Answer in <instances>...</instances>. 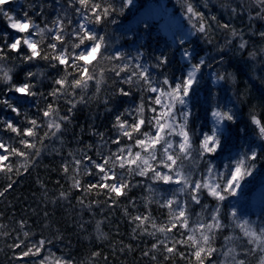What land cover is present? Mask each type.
<instances>
[{"label":"snow or ice","instance_id":"6c2138e0","mask_svg":"<svg viewBox=\"0 0 264 264\" xmlns=\"http://www.w3.org/2000/svg\"><path fill=\"white\" fill-rule=\"evenodd\" d=\"M14 2L0 0V19L8 29L0 32V110L5 113L0 115V133L10 134L7 140L0 135V174L7 181L0 197L13 189L12 175L20 176L21 169L27 173L47 150L46 142L63 146L62 126L71 121L77 104L86 101L84 95L77 100L76 93L87 89L90 82L100 92L96 65L105 59L113 63L111 72L120 86L104 103L116 104L119 97L131 96L132 92L125 91L123 85L141 93L140 103L123 111L118 107L108 109L116 113L112 123L114 139L105 140L104 133L94 132L100 143L89 144L79 158L69 151L71 159H65L61 165L70 181L69 190L61 189L53 197V204L80 190L83 195L77 197V203L91 212L93 205L100 202L92 200L85 204V195H104L105 202L111 201V208L119 205L122 198L128 199L133 188H144L149 193L144 198L146 206L155 201L160 208L167 209L168 216L159 223L150 207L135 215L127 205L123 207V215L129 217L133 226V239L138 234L155 241L141 252L142 256L156 261V253L163 249L165 260L177 255L190 264H249L248 257L259 252L257 264H264V118L250 109L246 120L232 96L221 102L219 94L213 91V87L223 88L222 81H235L233 73L220 71L226 63L225 49L235 48L242 53L249 46L243 28L235 26L237 17L247 14L248 34L264 41V0H238L239 10L231 0H225L220 5L225 10L224 22L215 14L205 16L198 10L200 5L191 0L180 4L182 19L168 16L164 5L157 6L162 13L153 14L146 10L150 6L144 0H119L118 4L117 0H54L55 16L51 21L46 11L53 9L52 0H35L23 12L12 7ZM203 6L208 7V0ZM36 17H40V22ZM254 21L261 22L259 29ZM213 24L228 36L220 49L200 54L193 39L197 34L209 37ZM101 27L104 31H100ZM161 30L167 32L168 38L160 53L152 57L154 62H145V38L153 33L159 35ZM121 39L128 42L129 49H135L134 54L123 50V45L114 46ZM260 51L264 53V47ZM170 54H178L183 62L179 75L171 78L164 72ZM248 55L255 58L256 52L250 51ZM16 60L20 61L23 79L19 78ZM41 61L57 73L50 78L52 89L47 95L38 91L46 73L31 70ZM255 78L260 80L259 99L264 104V76ZM48 97L52 102L42 108L40 98L47 101ZM61 97L68 105L63 115L58 106ZM201 108L206 114L211 108V119L193 128L191 122ZM32 109L35 114L30 116ZM9 112L13 115H7ZM17 141L21 147L14 146ZM93 151L95 157L88 154ZM13 159L17 161L15 165L11 163ZM82 172L95 176L96 182L85 186L80 178ZM257 175L261 177L258 182ZM257 186L259 207L253 212L250 200ZM128 204L134 211L137 209L135 198L129 199ZM195 207L200 212L193 213ZM44 215L47 217L48 213ZM89 223L82 221L77 227L87 231L85 225ZM18 224L23 238L17 233L8 245L12 251L10 259L14 264H27L29 260L33 264L37 260L39 264H48L49 257L54 256L53 240L41 237L33 241L34 233L24 231L26 221L22 219ZM102 224L103 221H96L94 229L95 239L101 243L107 239ZM6 227L0 224V235L5 238L11 235L3 231ZM225 231L229 235L223 237V244L217 248V237ZM57 232L55 239L62 240ZM238 240H245L247 245H239V251L235 243ZM120 244V253L133 250L131 244ZM46 245L49 255L40 259ZM116 251L113 244V254ZM102 256L108 264L101 250L92 251L87 264H97ZM54 264L74 262L61 256Z\"/></svg>","mask_w":264,"mask_h":264},{"label":"trees","instance_id":"16d2710c","mask_svg":"<svg viewBox=\"0 0 264 264\" xmlns=\"http://www.w3.org/2000/svg\"><path fill=\"white\" fill-rule=\"evenodd\" d=\"M159 0H154V2ZM35 0H15L12 7L19 8L21 12L27 9L28 5L34 3ZM53 2V9L47 10L46 15L48 20L51 21L55 16V3ZM119 0H117L118 4ZM184 0H167L169 6H172L176 13H181L180 4ZM193 3H198L200 7L199 11L205 13V16L215 14L224 22L226 19L225 10L220 7L225 0H208V7L205 8V0H191ZM231 2L238 8V0H231ZM145 3V1H144ZM247 8V3L245 4ZM182 14V13H181ZM230 14V9H229ZM29 15H32L30 12ZM37 22H40V17H36ZM187 24V21H184ZM235 26L240 29L243 28L245 32V39L249 41V46L247 50L242 53L236 51L235 48L229 51L225 49L227 55L225 57L226 63L220 68V71L231 72L235 76V81H222L223 88L213 87V91L217 92L220 96L221 102H223L226 97L230 94L234 95L237 105L242 109V113L245 119H248L249 110H254L258 115L264 118V104H261L259 99V89L261 87L260 80L255 77L264 76V53L260 51L261 47H264V41H261L258 37H253L248 34V21L247 14L242 17H237L234 21ZM257 29L260 28L261 22L254 21ZM43 26V25H42ZM114 27V26H113ZM8 30L6 28L5 22L0 19V32ZM111 30V29H109ZM10 31V30H9ZM100 31H104L101 27ZM118 31V30H117ZM228 33L216 29L213 24L212 32L209 37L204 38L199 34L195 35L193 39V46L196 51L200 54L204 52H211L213 50L220 49L224 44V41ZM167 37L160 31L159 35L153 33L151 36L145 38L146 44L143 49L145 52L144 61L154 62L152 57L160 53L161 48L164 46ZM211 40V44L208 43ZM238 42V41H237ZM128 42L121 39L115 47L119 48L123 45V50L130 51L133 54L135 49H129L127 46ZM167 51V48H164ZM250 51L256 52L255 58H250L248 53ZM9 65L12 63V57L10 56ZM17 65V71L19 72V78L23 79V71H20V61H15ZM95 64V62H93ZM183 62L180 60L178 54H170V63L167 68L164 69L165 74L169 75L171 78L174 75H179L181 64ZM114 67L113 63L105 59H100V63L96 65V76L97 79L101 80V90L99 93L96 91V86L94 82L89 83V87L85 90L78 91L76 93V99L78 100L81 95H84L86 101L83 103H78L76 108L73 110L72 119L69 123L63 125V146L58 142H46L48 143V148L41 157L30 166L27 173L23 172L17 176L12 175L11 179L15 181L14 187L5 196L0 197V224H4L7 227L3 231L10 232L7 238L0 235V264H14L10 259L12 256V251L9 249L8 245L13 242V238L20 234L23 238V233L20 232L18 221H26L27 227L24 231H29L34 233L32 236L33 241H38L41 237L45 239H52L53 244L51 246V252L54 256H50L48 264H54L57 257H65L66 259L73 260L74 264H87L92 251L101 250L103 255L107 256L108 264H190L188 260L181 259L177 255H174L171 260L164 259V251L161 249L156 253L157 260L152 261L149 257H144L141 252L150 247L155 241L148 236H139L133 239L132 236V225L129 224V217L123 215V207L128 206L129 212L133 215L138 211L139 213H145L147 208L150 207L152 210V215L155 217L157 222L163 223L166 221L168 212L166 208H160L159 205L153 201L150 205L146 206L145 197L149 193L140 187H135L128 194V199H121L119 205L109 208L111 201H106L104 195L96 196L95 192L90 196H84L85 204L92 200H98L99 205H93L91 212L87 208H83L77 203V197L82 196L80 190L72 191L70 197L66 200H57L53 204V197H57L61 189L68 191L70 181L65 177L61 170V165L65 159H71L68 155L69 151L73 152L77 158H79L81 150L87 151L89 144L96 145L100 143L99 135H93V133H104V139L108 140L109 137L115 138L112 130V123L114 121L115 112H110L108 109L117 108L119 111H123L125 108L135 107L140 103L141 93L137 91L134 87L129 89L127 85H123L125 91H131L132 95L128 97H119L116 104H105L104 101L108 97H112L116 88L120 85L116 84L114 76L111 69ZM215 67V66H214ZM38 69L43 70L46 76L43 80V86L38 88V91H43L45 95L52 89L51 77L57 75L56 72L48 69L46 64L41 61L38 64H34L32 71H37ZM101 69L104 70L103 75L101 74ZM155 74V73H154ZM211 86V82H210ZM146 95V94H145ZM204 93H201L203 97ZM52 102V98L48 97L47 101L40 98V106L43 108L46 103ZM58 106L61 110V115L66 114L68 105L65 103V98L61 97L58 101ZM253 106H255L253 108ZM211 108L208 109L206 114L201 108L196 116L193 117L192 127L195 128L201 122L205 120H210ZM35 109H32L29 115H34ZM0 115H5V113L0 110ZM7 115L11 116L10 112ZM20 120L23 117L18 118ZM2 128V125H0ZM7 140L10 136L9 133H0ZM43 135V131H41ZM14 146L21 147L18 141ZM107 152V147L104 149ZM59 153V154H57ZM2 154V153H0ZM89 155L95 157V152H89ZM8 163V162H5ZM13 165L17 163L15 159L11 161ZM71 174V167L70 172ZM85 184L95 183V176H86L81 173L80 177ZM136 179H139L138 177ZM261 179L260 175L256 176V181ZM57 181L59 183H57ZM6 177L0 174V190L6 186ZM134 184L136 180L132 181ZM258 188V186H257ZM257 190V189H256ZM47 193V196H45ZM256 191L253 193L250 200V207L253 212H256L259 205L255 201ZM135 198L137 209L134 211L128 204L129 199ZM207 202V201H206ZM103 209V211H101ZM47 212L48 216L45 217L44 213ZM95 213V216L92 215ZM200 212L199 207L193 209V213ZM255 219V216H253ZM103 221L102 229L103 232L107 234V239L101 243L95 239V223L96 221ZM82 221H91V223L86 224L85 227L87 231H81L77 224ZM15 229V231H13ZM59 234L63 236L62 240L55 239ZM175 232V229L173 230ZM118 233V234H117ZM229 235L228 231L223 234L218 235L216 241V247L219 248L223 244V237ZM236 235H239L237 232ZM120 241H123L124 245L131 244L133 250L124 253L119 252V248L122 246ZM238 246V251L241 250L239 245H246L245 240L235 241ZM115 244L117 251L115 254L112 252V245ZM47 245L45 249H42V254L40 259L48 256ZM180 251H185L181 248ZM260 253L257 252L253 256H249V264H257ZM27 264H33V261H27ZM39 264V260L35 262ZM97 264H105L103 256L97 261Z\"/></svg>","mask_w":264,"mask_h":264},{"label":"rangeland","instance_id":"374dc122","mask_svg":"<svg viewBox=\"0 0 264 264\" xmlns=\"http://www.w3.org/2000/svg\"><path fill=\"white\" fill-rule=\"evenodd\" d=\"M145 1V5L146 6H150V8H147L146 7V10H149L151 11L153 14H158V13H162L163 10L160 9L159 7H157L158 5H164L167 9V15L168 16H171V17H174V18H183L182 17V14L181 13H176L173 9L172 6H169L168 3H167V0H159V1H156L154 2V0H144ZM176 1V3L178 2V0H174ZM185 24V27H187V24L184 22ZM170 27H174V26H170ZM162 33L166 36H167V32H165L164 30H161ZM222 84V82H220ZM229 96H232V98L235 100L234 96L232 94H230ZM210 119H211V116H210ZM259 188H257L256 190V195H255V201L256 203L259 205Z\"/></svg>","mask_w":264,"mask_h":264}]
</instances>
